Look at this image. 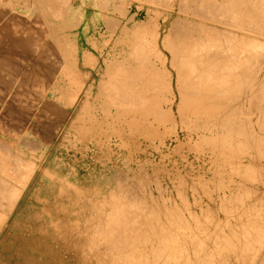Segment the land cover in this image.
<instances>
[{
  "label": "bare ground",
  "instance_id": "bare-ground-1",
  "mask_svg": "<svg viewBox=\"0 0 264 264\" xmlns=\"http://www.w3.org/2000/svg\"><path fill=\"white\" fill-rule=\"evenodd\" d=\"M11 1L0 231L39 238L0 264H264V0Z\"/></svg>",
  "mask_w": 264,
  "mask_h": 264
},
{
  "label": "rangeland",
  "instance_id": "rangeland-1",
  "mask_svg": "<svg viewBox=\"0 0 264 264\" xmlns=\"http://www.w3.org/2000/svg\"><path fill=\"white\" fill-rule=\"evenodd\" d=\"M14 2V3H13ZM11 3H13L12 5V7H15V5L16 4H18V3H16L15 1H11ZM17 6V5H16ZM11 7V6H10ZM86 23L89 25V31H88V34L90 35V34H92V33H94L95 31H96V28H97V26L96 25H94V24H97V21H96V19H95V17H92L91 15H89V14H87V17H86ZM85 70V71H84ZM82 72L85 74L86 73V71H87V69H84ZM92 79H93V76H91L90 77V79H89V81H88V84L92 81ZM89 145V144H88ZM78 148L79 147H81L80 145H78L77 146ZM57 155V157L59 158V160L62 162V163H68V164H70L71 166H72V168L74 169V171H75V177H77L76 179H81L82 178V175H83V171H84V167H90V169L92 170V173L94 174V175H97L98 174V172H99V167H101L100 166V164H98V163H96L95 161H93L92 160V154H90V155H88V156H86V155H81V157H80V154H78V153H76V154H70V156L65 152V150H64V147L62 146V147H60V149L58 150V153L56 154ZM60 155V156H59ZM133 156H135V155H133ZM79 158V159H78ZM89 160V161H88ZM120 161H122L123 162V159H121ZM119 161V163H118V165L117 166H119V165H121V162ZM133 161V160H132ZM95 162V163H94ZM66 163V164H67ZM101 163H102V161H101ZM92 164V165H91ZM94 164V165H93ZM96 164V165H95ZM164 178V179H163ZM165 180V181H167L168 179H167V176H160V177H158V181H162L161 182V184L162 185H164V183H165V186H166V182L165 181H163V180ZM16 184V187L20 190V192H18L17 191V196H18V198H17V200L14 202V210H15V208H17L18 210L19 209H25V211L26 210H28L29 209V206H31V205H29V204H32V202H30L29 201V199H28V196L27 195H29V190L33 187V185H32V183H29V185H27L25 188L24 187H20V182L18 183H14V185ZM151 186H153V185H151ZM151 187H150V185H149V189H150ZM28 189V190H27ZM147 189V192H148V188H146ZM169 191L170 190H168V188H165V190L163 191V194L165 195V197H167L168 196V193H169ZM23 192H25V193H23ZM23 194V195H22ZM153 194H157V192H153ZM24 197V198H23ZM26 197V198H25ZM24 199V200H23ZM190 199H191V197H190ZM33 202H35L34 200H32ZM206 202V201H205ZM205 202L204 203H202L203 205V207H205ZM18 204V205H17ZM1 205L2 206H4V207H7L8 205H7V202L6 201H2L1 202ZM29 205V206H28ZM190 206H192V204H190ZM9 207V206H8ZM199 208H200V205H196V206H194V208L193 209H195V210H199ZM16 209V210H17ZM6 217L7 218H5L4 217V221H5V226H4V228L0 231V249H2L3 251H5V252H12V250H14L16 253H19V254H22V252H24L26 249H28V245H27V243L29 244H31L32 246L31 247H34L35 248V240L37 241L38 240V236H36L37 234L36 233H29V231L27 230V229H24L25 231H24V233H19V235L18 236H14L13 237V239H12V241L11 242H9V241H7V239H6V231H7V229H8V225H10L11 224V221H12V214H11V216H10V213L8 214V215H6ZM10 222V224H8ZM28 232V233H27ZM30 235V236H29ZM23 236V237H22ZM28 237V238H27ZM37 237V238H36ZM22 238V239H21ZM34 238V239H33ZM30 239H31V241H30ZM28 240V241H27ZM34 240V241H33ZM24 241V242H23ZM27 246V247H26ZM25 248V249H24ZM22 249V250H21ZM31 249V248H30ZM20 250V251H19ZM24 250V251H23ZM77 257V258H76ZM80 256L79 255H77V256H74L73 257V259L70 257V262H71V264H84V261L81 259V257L79 258ZM97 256H92V258L90 259V261L91 262H89V264H95V262H97ZM76 260V261H75ZM81 260V261H80ZM88 262L86 263V261H85V263L86 264H88Z\"/></svg>",
  "mask_w": 264,
  "mask_h": 264
}]
</instances>
